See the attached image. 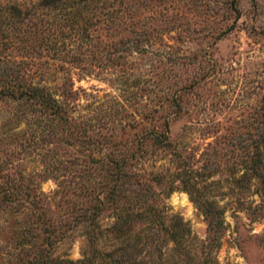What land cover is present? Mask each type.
Masks as SVG:
<instances>
[{"label":"rangeland","instance_id":"374dc122","mask_svg":"<svg viewBox=\"0 0 264 264\" xmlns=\"http://www.w3.org/2000/svg\"><path fill=\"white\" fill-rule=\"evenodd\" d=\"M126 4L121 20L90 9L82 37L58 34L54 52L32 0H0V186H13L0 198V264H85L86 216L106 193L108 229L143 198L158 207L142 215L187 229L172 242L157 228L161 253L142 248L128 262L202 264L212 202L219 264H264V0ZM37 79L57 107L17 99L16 83ZM103 234L118 255L120 238Z\"/></svg>","mask_w":264,"mask_h":264},{"label":"trees","instance_id":"16d2710c","mask_svg":"<svg viewBox=\"0 0 264 264\" xmlns=\"http://www.w3.org/2000/svg\"><path fill=\"white\" fill-rule=\"evenodd\" d=\"M136 1V0H135ZM127 0H32L31 5V14L35 17L34 24L41 23L42 25H45V32L47 35H49V45L48 49H51L52 51L56 52L61 44L60 38L58 37V34H60L62 37L69 35L76 37H82V28L77 23L80 20L92 18L95 15L90 11V9L101 6V7H108L107 10L104 13H107L110 17L109 21L115 18L117 20H121L122 16H125V12L127 9ZM37 15L40 16L39 20L37 18ZM123 19V18H122ZM43 31L41 29L40 31L34 30L33 35L37 36L38 33ZM43 34H39L37 37H42ZM40 80L37 79L36 81H33V83L28 84L26 88H20V84L17 82L15 86V91L19 89V92L17 93V99L21 98H31L36 99L40 103H50L53 106L57 107L56 102L57 99L54 97V92L50 90L49 86L44 84L45 82L40 83ZM1 91V89H0ZM10 93V92H9ZM14 93V91H13ZM257 148V146H256ZM256 176H259V172L256 170L255 172ZM243 176V175H242ZM30 186H24V188H27ZM13 186L8 188V186H0V198L2 200H10V197L13 193ZM114 194V192L112 191ZM119 193V191H118ZM117 195V194H116ZM132 197L140 198L143 197L140 194L133 193L131 195ZM107 200L102 198L100 199L98 196L96 198V202L91 205L89 209L97 210L96 217L93 216H86V220L88 222H85V226H91V233H88L87 238L89 240V247L88 250L85 252L83 250L82 252V260L85 262V264H131L132 262H128L123 258V256L129 258L133 257L134 253H138L142 248L145 249L144 254L148 256H151V251H158L160 252V247L157 245L156 241L153 242L154 236L156 235L157 228H162L166 231L167 237L170 238L172 242H175V236L180 237L181 234H184V231H186V227L184 223L178 220V222L173 221L167 225L162 223V220H159L158 217H152L147 218L145 215H142V211L144 209H157L158 206L150 204L147 202L145 204L144 198L142 199V204L137 205L136 204V210L134 212H125L123 214H117V217L112 221L111 225L109 226V229L106 228L105 224L101 222L102 214H98L101 211L104 210L105 205L104 203H107L108 199L110 198L109 195L106 193ZM135 203V202H134ZM133 203V204H134ZM209 204H214L213 207H215L213 210L211 208H206V221H207V232H206V251L205 254L202 257L201 263L202 264H219L218 260L216 259V249L218 246V238L219 234L217 231L220 230V228L223 227L222 221L223 218L221 216V209L220 207H216L215 203L210 202ZM142 205V206H141ZM144 206V207H143ZM249 208V205L245 207V209ZM86 210V208H85ZM85 211L81 213V216L85 218ZM208 213V214H207ZM260 215H258L259 218L262 220L264 219V216H262V213L256 212ZM264 213V212H263ZM264 215V214H263ZM78 215H75L73 219H76ZM85 221V220H84ZM161 221V222H160ZM136 222H145V224L141 227H138L135 230L136 233V239H133V241L130 243L129 238L131 236V230ZM41 223V222H40ZM42 224V223H41ZM44 226H46L44 229L47 232L45 237L48 236L50 232L53 231V225L49 222H43ZM159 224V225H158ZM178 224V225H177ZM43 229V227H42ZM110 231L111 235H113V238H120L118 240L119 245L118 250H121V252L113 257L112 252L109 250H104L102 248L103 246L99 244L100 238H106V235H104V231ZM107 233V232H106ZM260 239L264 241V233H260L259 235ZM143 238V239H142ZM179 239V238H178ZM177 239V240H178ZM176 240V241H177ZM261 241V240H260ZM129 248V249H128ZM174 248V247H170ZM134 249V250H133ZM128 251V253H127ZM48 256V262H53L54 259L57 257H52L50 255V251L48 250L46 253H44ZM117 255V256H116ZM45 256V255H44ZM47 258V257H46ZM29 262L28 264H33V261H35V264H42L44 261V257L34 258L30 257L28 258ZM68 259L65 257H62V261H67ZM65 262V263H66ZM137 264V263H132ZM138 264H145L143 261ZM148 264H156L148 263Z\"/></svg>","mask_w":264,"mask_h":264}]
</instances>
